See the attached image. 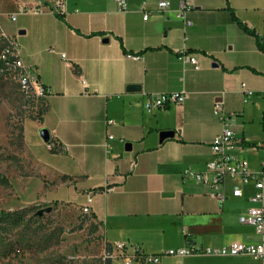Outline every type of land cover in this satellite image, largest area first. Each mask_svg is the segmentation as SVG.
I'll use <instances>...</instances> for the list:
<instances>
[{
	"label": "crops",
	"instance_id": "obj_1",
	"mask_svg": "<svg viewBox=\"0 0 264 264\" xmlns=\"http://www.w3.org/2000/svg\"><path fill=\"white\" fill-rule=\"evenodd\" d=\"M158 1L125 0L119 9L114 0H64L58 16L52 0H1L0 35L17 42L19 58L47 89L46 108L35 120L36 128L49 131L50 143L28 144L24 133L39 166L38 199L79 210L84 193L99 189L90 214L96 231L105 242L130 243L144 253L186 243H255L252 225L238 220L250 205L251 181L235 197L230 189L239 179L227 178V196L219 202L207 185L181 171H202L211 158L210 141L222 128L212 110L218 99L236 140L229 152L245 158L250 170L263 161L264 0H185L188 25L175 14L181 0H167L164 10L157 9ZM145 10L151 12L143 19ZM231 12L255 32L263 50ZM180 50L195 55L197 69L178 59ZM241 83L253 93L247 95ZM181 88L187 91L181 103L144 109V94ZM165 129L174 134L159 141ZM127 142L130 150L124 149ZM157 264L259 261L248 254L170 255Z\"/></svg>",
	"mask_w": 264,
	"mask_h": 264
},
{
	"label": "rangeland",
	"instance_id": "obj_2",
	"mask_svg": "<svg viewBox=\"0 0 264 264\" xmlns=\"http://www.w3.org/2000/svg\"><path fill=\"white\" fill-rule=\"evenodd\" d=\"M1 3L0 7L5 5ZM45 104V95L25 91L13 76L0 79V212L17 211L21 216L15 227L0 226L5 244L0 248V264H96L106 242L92 219L67 203L38 199L39 166L25 145L24 133L28 144L42 142L34 117L40 116ZM47 206L50 211L37 213ZM126 245L131 251L133 245ZM111 252L114 264H133Z\"/></svg>",
	"mask_w": 264,
	"mask_h": 264
},
{
	"label": "built area",
	"instance_id": "obj_3",
	"mask_svg": "<svg viewBox=\"0 0 264 264\" xmlns=\"http://www.w3.org/2000/svg\"><path fill=\"white\" fill-rule=\"evenodd\" d=\"M119 9L125 8V0H114ZM64 0H52L51 8L55 13L63 14ZM169 2L167 0H160L157 3L158 10L167 9ZM144 7V3H142ZM23 7L20 8L22 10ZM24 10V9H23ZM150 10L143 12L142 18L146 19ZM176 16L183 20L185 25L191 23L190 19L186 16L185 0L179 2V8L176 11ZM15 13L10 14V19H15ZM6 39L7 48L2 50L0 57L4 58L5 51H9L15 57L11 63L14 68V78L19 86L25 91L29 90L38 95H45L47 89L45 86L37 82V77L32 65H26L19 58V48L17 42L10 37L1 35ZM53 51V48H50ZM62 57L65 55L62 53ZM178 59L182 63L189 62L194 69L198 68L197 60L194 54L178 51ZM84 83V80H82ZM241 89L247 94L251 95L253 91L241 83ZM187 95V91L181 88L176 91L170 92H155L144 94L143 107L146 111H151L155 108L165 106L167 103H181ZM213 113L221 120L222 128L219 133L215 134L210 141L211 158L205 162L202 171L192 170L189 166L182 169L181 175L184 178L191 177L199 182L204 183L208 187V193L219 202H222L226 195L225 180L227 178L237 177L238 183L232 184L230 193L235 197L242 195L241 185L243 183L252 182L254 185V192L247 197L250 205L247 207L244 214L238 216L241 223H248L252 225L255 234L258 237L255 243H244L239 240H233L220 247L201 246L193 243H186L185 245L175 248L164 250L162 253L171 256H186V255H238L248 254L253 256L259 261V264H264V160L256 170L248 168V161L245 158H239L232 155L229 151L235 145V138L233 129L230 126V115L224 110L223 100L218 99L213 101ZM107 124H111L112 120L107 119ZM107 137L112 138V134H107ZM51 145L49 144V148ZM135 165V159L130 160V166ZM99 189L95 188L84 193V202L79 206V211L82 214L90 215L92 212L91 204L93 200V193ZM110 244L109 256L112 258L111 249L117 254L120 253L126 263H132L137 258L144 262H152L157 264L159 261L160 253H144L142 250L133 245L131 251L126 253L127 245L124 242H115ZM106 256L105 251L102 257Z\"/></svg>",
	"mask_w": 264,
	"mask_h": 264
},
{
	"label": "trees",
	"instance_id": "obj_4",
	"mask_svg": "<svg viewBox=\"0 0 264 264\" xmlns=\"http://www.w3.org/2000/svg\"><path fill=\"white\" fill-rule=\"evenodd\" d=\"M58 16H62L63 14H58L56 13ZM232 15V19L247 33L254 35L256 38V43L257 46L260 50H263L262 44L259 41L257 35L255 34V32L253 30H251L249 27H247L243 22H241L240 20H238L233 13L231 12ZM7 48V42L6 39L4 37H2L0 35V52L2 50H6ZM1 54V53H0ZM15 59V57L13 55H11L9 53V51H5V56L4 58L0 57V79L3 77H11L14 76V68H12L11 63L13 62V60ZM14 78V77H13ZM45 108H46V104H45ZM44 108V110H45ZM42 114V113H41ZM41 114L39 117H34L35 119L39 120L41 117ZM51 139L49 140L48 143H50ZM245 144L247 145H251V146H255L257 145V143H255L254 141H243ZM259 145L264 146V142H260ZM51 149H53V147H51ZM85 215V214H84ZM87 216V215H86ZM91 218V215H88ZM21 220V216L19 213H17V211H2L0 212V226H4L5 224H9L12 227H15ZM96 229V227H95ZM5 244L2 243V238L0 237V248H4ZM104 251L106 253V256L103 258L102 255H100L97 260L98 262H96V264H111V257L109 256L110 253V244L108 242H106L105 244V248Z\"/></svg>",
	"mask_w": 264,
	"mask_h": 264
},
{
	"label": "water",
	"instance_id": "obj_5",
	"mask_svg": "<svg viewBox=\"0 0 264 264\" xmlns=\"http://www.w3.org/2000/svg\"><path fill=\"white\" fill-rule=\"evenodd\" d=\"M104 41L107 40V38H104L103 39ZM134 88V85H129V89H133ZM174 134V131L173 130H169V129H165V130H160L159 133H158V136H159V141L167 138V137H172ZM38 135L40 137V139L44 142V143H48L49 140H50V134H49V131L47 130V128L45 127H39L38 129ZM131 148V144L129 142H127L125 145H124V149L125 150H130ZM1 176V174H0ZM50 211L51 210V207L50 206H47L45 207L44 209H39L37 211L38 214H41L42 211Z\"/></svg>",
	"mask_w": 264,
	"mask_h": 264
}]
</instances>
